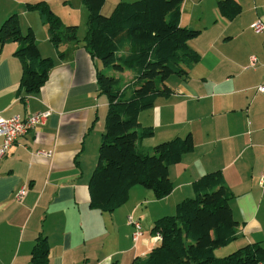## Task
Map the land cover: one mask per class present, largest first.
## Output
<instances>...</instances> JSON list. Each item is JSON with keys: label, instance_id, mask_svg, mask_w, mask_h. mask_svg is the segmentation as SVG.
Instances as JSON below:
<instances>
[{"label": "crops", "instance_id": "obj_1", "mask_svg": "<svg viewBox=\"0 0 264 264\" xmlns=\"http://www.w3.org/2000/svg\"><path fill=\"white\" fill-rule=\"evenodd\" d=\"M41 1L63 25L76 27V41L51 44L43 16L24 8ZM132 1L105 0L100 12L107 16L115 4ZM218 1H182L179 25L198 31L187 46L199 59L186 77L169 76L165 84L172 93L137 116L153 131L137 142L145 151L174 137L191 138L192 150L167 167L171 193L156 200L135 185L122 205L100 212L89 206L87 185L107 100L95 79L102 67L83 46L82 0H0V25L15 15L20 34L30 30L38 54L51 60L39 90L24 93L19 87L23 58L15 53L19 44L0 43V117L49 112L0 159V264H29L38 234L48 245L46 264H131L156 243L149 232L153 221L192 197V181L212 171L221 174L237 224L236 239L214 253L225 256L249 243L264 252V92L255 90L264 84V34L251 30L257 20L264 26V0H234L240 11L231 19L219 14ZM127 216L148 227L137 241L131 239Z\"/></svg>", "mask_w": 264, "mask_h": 264}, {"label": "trees", "instance_id": "obj_2", "mask_svg": "<svg viewBox=\"0 0 264 264\" xmlns=\"http://www.w3.org/2000/svg\"><path fill=\"white\" fill-rule=\"evenodd\" d=\"M105 0H82L86 9L83 46L102 69L96 73L99 93L107 100L103 131L96 163L88 179L89 206L112 212L122 205L129 189L138 185L160 200L172 191L167 167L178 163L192 150L190 136L156 143L149 151L137 142L152 137L150 127H142L137 116L151 108L158 98L172 90L165 84L169 76L184 78L199 55L187 46L197 30L179 25L183 0H135L119 2L109 15L101 14ZM28 11L43 16L54 47L76 41V27L63 25L43 1L25 3ZM220 15L233 18L240 7L234 0H219ZM0 43L16 40V54L23 58L19 87L33 93L43 85L51 60L38 54L30 30L21 35L15 15L0 25ZM61 57L62 53H58ZM127 73L128 76L123 74ZM193 196L179 201L172 215L151 224L156 243L142 258L131 264H259L264 252L258 243L244 244L216 258L214 251L236 239L237 224L228 205L229 194L219 171L205 173L191 183ZM48 245L38 234L30 251L29 264H46Z\"/></svg>", "mask_w": 264, "mask_h": 264}, {"label": "built area", "instance_id": "obj_3", "mask_svg": "<svg viewBox=\"0 0 264 264\" xmlns=\"http://www.w3.org/2000/svg\"><path fill=\"white\" fill-rule=\"evenodd\" d=\"M251 30L255 34H264L263 24L257 20L252 26ZM253 62V59L251 60ZM258 93L264 92V84L258 85L256 87ZM49 112L35 113L25 118H18L16 116L10 118L0 117V159L7 152L8 148L14 143V141L24 135L28 130L32 129L37 124H42V122L47 118ZM49 156L47 154H43ZM260 184L264 188V173L260 176ZM23 194V188H21L17 196L20 197ZM126 222L132 227L131 239L136 241L137 238L141 235L140 227L136 220H133L131 216L126 217ZM155 239L157 237L155 236Z\"/></svg>", "mask_w": 264, "mask_h": 264}, {"label": "rangeland", "instance_id": "obj_4", "mask_svg": "<svg viewBox=\"0 0 264 264\" xmlns=\"http://www.w3.org/2000/svg\"><path fill=\"white\" fill-rule=\"evenodd\" d=\"M82 4V3H81ZM83 5V4H82ZM83 7H84V5H83ZM85 8V7H84ZM51 11V10H50ZM78 22H79V20H77ZM77 22V23H78ZM84 27H85V20H83V24H82V29H83V33H85V31H86V28L84 29ZM78 29L80 30L81 29V26H80V28H79V26H78ZM255 90H256V88H255ZM257 92V91H256ZM141 208H144V205H142V207ZM173 213V212H172ZM172 213L171 214H169V215H172ZM138 224H139V227H140V233L142 234V232H143V230L145 231H147L148 232V227L147 228H145V226L143 225V223H142V221H138ZM137 240H138V238H137ZM136 240V241H137ZM218 255V256H217ZM214 256L216 257V258H220V257H223V256H221L220 254H217V253H214Z\"/></svg>", "mask_w": 264, "mask_h": 264}]
</instances>
